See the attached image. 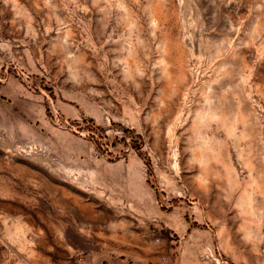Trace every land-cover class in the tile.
Masks as SVG:
<instances>
[{
	"label": "rangeland",
	"instance_id": "obj_1",
	"mask_svg": "<svg viewBox=\"0 0 264 264\" xmlns=\"http://www.w3.org/2000/svg\"><path fill=\"white\" fill-rule=\"evenodd\" d=\"M264 264V0H0V264Z\"/></svg>",
	"mask_w": 264,
	"mask_h": 264
},
{
	"label": "crops",
	"instance_id": "obj_2",
	"mask_svg": "<svg viewBox=\"0 0 264 264\" xmlns=\"http://www.w3.org/2000/svg\"><path fill=\"white\" fill-rule=\"evenodd\" d=\"M120 264H122V262Z\"/></svg>",
	"mask_w": 264,
	"mask_h": 264
}]
</instances>
